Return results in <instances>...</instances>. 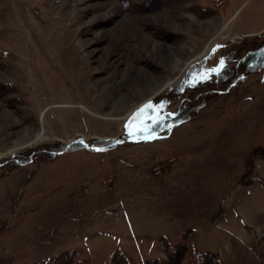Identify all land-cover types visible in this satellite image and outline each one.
Listing matches in <instances>:
<instances>
[{"label":"rangeland","instance_id":"374dc122","mask_svg":"<svg viewBox=\"0 0 264 264\" xmlns=\"http://www.w3.org/2000/svg\"><path fill=\"white\" fill-rule=\"evenodd\" d=\"M262 32L264 0H0V90L14 87L0 91V166L83 142L0 169V208L10 204L0 213V258L35 264L77 250L109 264L121 251L144 264L162 255L164 239L184 235L215 253L216 227L236 217L237 205L242 221L260 228L264 68L185 122L153 127L156 139L130 137L126 125L147 104L149 127L153 116L168 122L194 85L217 78L221 60L222 69L236 64V42ZM190 66L184 93L167 98ZM97 139L107 142L90 144ZM179 161L198 174L137 190Z\"/></svg>","mask_w":264,"mask_h":264},{"label":"trees","instance_id":"16d2710c","mask_svg":"<svg viewBox=\"0 0 264 264\" xmlns=\"http://www.w3.org/2000/svg\"><path fill=\"white\" fill-rule=\"evenodd\" d=\"M231 50L229 51V54L234 53L231 56H236L238 59L236 64L233 67H225L222 69L216 79L206 80L202 83L194 85L191 90V96L189 95L190 98H180L181 102L173 113L174 116L169 118L168 122H165L168 115L163 117L161 120L163 125L167 123L177 124L185 122L191 118L199 108L202 107L206 100L214 97L215 95L223 94L231 90L234 86L239 84L245 76L264 68V32L243 38L238 43L236 42L232 46ZM191 68L192 66L187 69L184 79L180 85L167 90L165 93L167 98L178 99V97L184 93L186 82L189 79L188 72ZM13 88L12 84H6L0 91L9 92L13 90ZM159 125H156L155 129H157ZM105 142L107 141H104V139H97L91 141L90 144L94 147H102ZM82 144L83 143L81 141H75L74 143L68 145L55 143L37 150L34 149L20 154H15L6 159L0 166V169L5 171L4 173H8L16 168L24 166L27 163L47 159L57 154H62L69 151L72 147ZM2 174L3 172H1V175ZM2 232H0V234ZM186 240L189 242H186ZM161 245L162 255L156 259L145 261L144 264H221L220 258L216 253L201 252L197 250L187 235H184V239L175 244H170L164 239ZM0 264H7V261L0 258ZM35 264L93 263L89 259L82 258L77 250H65L52 258L39 261ZM109 264L136 263L132 258L127 257L121 251H114Z\"/></svg>","mask_w":264,"mask_h":264},{"label":"crops","instance_id":"0c3cea01","mask_svg":"<svg viewBox=\"0 0 264 264\" xmlns=\"http://www.w3.org/2000/svg\"><path fill=\"white\" fill-rule=\"evenodd\" d=\"M261 30H263L262 27L259 31ZM259 31L253 32L257 33ZM179 163L181 162L176 163L178 167H176L175 171L167 172L168 174L166 173L164 177L155 176L152 183L148 181L146 184L139 183L137 190L142 189L141 187L143 186L145 188H150L149 186H151V188L157 190L159 186L175 185L174 180L180 181L193 175L195 177L198 174V172L185 171L186 168H182V165ZM194 163L198 164V162ZM190 192L189 190L186 191V195H191L189 194ZM9 206L10 204L8 203L5 207L0 208V213L6 211ZM241 210V206L237 205L236 209H234L236 217H232L228 223L226 222L227 224L216 227L218 229L216 232H218L219 236L221 234L222 237L219 239L215 253L220 258L221 264H264V223L258 228V226H252L248 222H243L242 216L239 213Z\"/></svg>","mask_w":264,"mask_h":264},{"label":"snow or ice","instance_id":"6c2138e0","mask_svg":"<svg viewBox=\"0 0 264 264\" xmlns=\"http://www.w3.org/2000/svg\"><path fill=\"white\" fill-rule=\"evenodd\" d=\"M216 51L215 49L213 50ZM224 66V61H220V67L215 69L214 71L217 72V74L220 72V70ZM203 78H206L203 77ZM152 104H147L145 107L141 108L129 121V123L126 125V129L128 132V135L130 137H133L137 140L143 139L145 141H150L153 139H156L157 137L154 135L152 128L156 125L161 123V120L157 116L151 117V123L152 127H149L148 124L145 123V113L147 109H152ZM155 111V109H154ZM103 149H96V151H102Z\"/></svg>","mask_w":264,"mask_h":264}]
</instances>
